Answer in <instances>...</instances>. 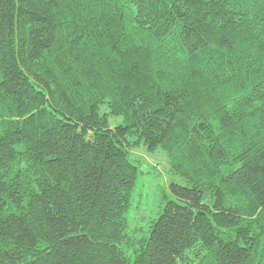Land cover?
Wrapping results in <instances>:
<instances>
[{"label":"trees","instance_id":"1","mask_svg":"<svg viewBox=\"0 0 264 264\" xmlns=\"http://www.w3.org/2000/svg\"><path fill=\"white\" fill-rule=\"evenodd\" d=\"M0 264H264V0H0Z\"/></svg>","mask_w":264,"mask_h":264},{"label":"rangeland","instance_id":"2","mask_svg":"<svg viewBox=\"0 0 264 264\" xmlns=\"http://www.w3.org/2000/svg\"><path fill=\"white\" fill-rule=\"evenodd\" d=\"M103 111H108V108L104 107ZM121 121V117H111L112 126ZM131 159L139 167L140 177L132 197L128 232L132 237H140L160 212L164 195L170 193V184L173 181L185 182L172 171L169 155L163 149L150 152L141 145L131 149Z\"/></svg>","mask_w":264,"mask_h":264}]
</instances>
